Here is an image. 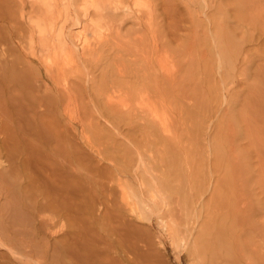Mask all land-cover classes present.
Listing matches in <instances>:
<instances>
[{
	"label": "bare ground",
	"instance_id": "6f19581e",
	"mask_svg": "<svg viewBox=\"0 0 264 264\" xmlns=\"http://www.w3.org/2000/svg\"><path fill=\"white\" fill-rule=\"evenodd\" d=\"M80 1H81V3L79 4V8H80L79 10L82 11L83 16L87 14L89 9L92 10L91 12L93 14H98V16H99L98 19H93V18L89 17L90 20L88 18L87 19L90 22L89 21H87V22H89V24H91V26L95 32V36L96 35L98 36V38L100 40V45H101V42L104 40L103 34L107 30H109L108 33H106V34L111 35L112 27H114L113 22H114L116 15L111 16V15L107 14V11L109 9L118 8L120 4L121 5H124V3L127 4V1L129 2V0H80ZM132 1H133L134 6L137 5L138 7H140L139 10L136 9L138 11L137 13H139V14H137L135 16L136 20H137L135 24L139 27V29L138 28L136 29V33H135L134 37L133 36H132L133 38L130 37L128 41H125L122 39V37L120 35V30L117 29L116 34H117L118 41H116V43L118 44V47H119L118 50L119 51L122 50V52L125 51V53H126V51H127L129 54L131 53L130 55L133 56V58L130 61H132V60L133 61L130 62V64H132V65L134 64L135 66H134V68L131 66L128 67V65L126 64L127 62H124L127 59L125 57L121 56L122 58H124L126 60L123 59V61H122L121 57H120L119 63L116 64V62H115V65H116L115 68L117 71V76L120 77L121 79L115 77V79H112L111 82L110 81L106 82L105 80H108V79H106V77L105 78H104V76L100 77V78H102V81H100V82H102V84L100 83L99 87H98V85H97V87H98L99 91L103 90V92L98 93V95L102 96L104 98L103 101H104V104L106 107V108L104 107V111L107 109L106 110L107 113H105V114L112 116V117L116 116V118L117 117L122 118L119 120H122L123 123H124V121H125V123L127 121L126 124H128V120L135 122L134 118H136L138 116H141V117L143 116L144 119H146V115H148L153 109H157L158 107L160 108V106L170 109L172 111V116H173L172 121H171L172 126H173V134L171 137L165 138L162 141L164 143V148L168 147V149L170 148L169 150H171L172 147L174 149V146L177 147V145H178L180 147L182 135H183V132H185L184 128L182 131L181 122L177 116V114L183 115V112H182V114L179 113V112H181L179 110L183 111V109H182V107L180 108L177 106H176L177 107L176 108L174 106L175 105L174 103H176V101L179 99V97L176 98V96H177L175 94L176 87L180 86L179 84L182 83L183 81L185 82L186 81L185 79L187 77L186 78L184 77V76H186V74L185 75H182L184 73L181 74V70H183V68H182L183 66L179 69L180 72L179 71H177L176 73L173 72V74L171 72H170L171 74H168V73L164 74L159 70V67L161 64V59H162V52L161 51L164 50L161 47V44H160L161 42H159L160 41L159 40L160 39V37H159L160 36L159 31L160 30L159 29L161 26L159 27V25H157L158 21L156 20V18H154L155 15L153 16V18L145 16L146 14H144L143 10L146 11L147 8H149V7L144 9L140 6L141 3L143 6L144 0H132ZM228 1H229V3H231L233 0H227V2ZM238 1H236V2H238ZM250 1H253V0H241L242 3H239V4L241 5L245 2H247V5L243 4L244 6H246V9H247V7H248V9H250L249 7H251L250 11L252 10L253 14L251 12L250 13L248 12L249 14H251V15H249V14L248 15L249 16L253 15V17H251L249 19L255 20V17H256L255 21L259 22L260 19L262 20V24H261V22H259L260 24L258 23V25H260L259 26L260 30L258 29L259 36L262 37V35L264 36V3L263 2L261 3L258 0L257 3H260V5L258 7L257 4L252 5V2H251L250 4L253 7H255V9H254L251 5L248 4V2H250ZM31 2H32L31 4L34 8V9L32 8L33 10L32 9L31 10L34 11L33 12L34 14L31 13V14L26 16V18L28 17V24L30 26L29 44H31V43L33 44V42H39L37 47L40 46L43 51L46 50V52H47L44 55L45 57L43 56L44 58H41V57L37 58V64L44 66L43 67L44 71L43 72L40 71V74H36L37 71H35V70H37V69L34 68L35 66H33V64L31 63V61L28 57L29 53H27V55L23 59V62L25 63V65H22L24 63H22L21 60H19L21 62L20 64L22 65V67L17 66L18 59H19L18 56L20 55L19 54L16 57V53L18 52V50H17V48H18V46H17V39H18L17 35H19V33L23 31V29H21L22 31L19 30L21 28V27H19V22L21 20H19V17H18L19 16L18 12L20 13V11H18V10H20V9H18L17 3H19V6H21L20 3H22L23 4L22 7L24 9L25 0H19V2L17 0H0V264H156V262H154L155 261V259H154L155 254L153 253V252H155V250L152 249V247L154 248V246H152L154 242L152 241L153 243L150 244L149 242H151V241L147 240L148 241L147 242L145 240V239H148L149 237L144 239V237L148 236V233H144V234H146L144 236L141 235V234H143V233H141L142 232L141 230H143V232L144 231L146 232V227L143 226L145 230L142 229L143 227L141 225V221L145 218V216H148V219H149V215H148L149 213L145 211L147 209L146 207H148L149 204H152L153 208L154 207L158 208V206H159L157 203L158 202L157 201L158 196L162 197L164 195L166 199L167 198L170 199V197L172 195L171 192L170 193L166 192L167 190H168V192L170 191L169 188L166 187L167 190H164L166 192L165 193L163 191V188H165V187H163L164 185L162 184L164 182H166V183H168V182L164 181V180H166V179H164V180H162L163 182L161 183L160 181H161V179H163V177L161 176L162 178L159 180L160 177H158V175H152L151 174L150 177L146 178L147 176H145V172H144L145 170L143 172H139L138 168L140 166L138 165V166L134 167V166H132L133 164L132 165H126V166H124V168H120V169L118 168L117 165H115L117 167V169L115 168L116 170L114 172L111 171V170H114V165H113L112 166L113 169H109L108 170L109 172H107L108 174H106L103 170L107 171V168H109L110 166H108L106 169H103L106 166L104 164H103L104 166H102V165H100V163L97 164L98 161L95 162V164H97L95 166L93 163V161H95V158H93V156H91L90 153L84 151L85 149L84 150L82 149V146H81L80 141H79L78 125L70 124L73 122V120L71 122L66 121L67 123L70 122L69 123L70 125L69 124L65 125L64 123L62 124L61 121H59V119H58L59 117L56 118L55 115L57 113L55 115H54V113L58 112V109H60V111H62L61 114L63 115V117L66 114L69 115L70 113H72V115L73 114L76 115V117H79V118L81 116L85 117V114L87 113V109H86L87 107L84 104L85 101H83V97H82L83 95L79 94V91L81 90V88H78L77 87L78 85H75V83L77 82V81L75 82V79H76L77 75L80 74L79 73L80 72V65H82V63L81 64L79 63V57L81 55L84 57V56H86L85 53H88V54H91L92 60L98 61V60H100L101 55L99 56V54H97V53H99L97 51L99 46L96 48V50H94L91 43H89L90 41H88V37H87V39L82 38V42H80L76 46H71L67 42V36H66L67 33L64 32L63 21L66 22V20L69 19L70 8H72L74 4L76 5L75 0H31ZM145 2H146V0H145ZM72 3H74V4L72 5ZM210 3L211 2H209V4ZM147 4H148V2H147ZM149 4H150V2H149ZM209 4H208V6H209ZM226 4H228V3H226ZM232 4H234V3H232ZM219 5H221V7H223L222 2ZM240 5L237 7H240ZM244 6H243V8L245 9ZM143 7H145V6H143ZM233 7L236 8L235 6H233ZM73 8H75L74 11L73 10H71V11H73V12L77 11L79 13V10L76 9V8H78V6L77 7L75 6ZM219 9H220V7H218V10ZM244 9H242V11H244ZM136 10L134 11L135 14H136ZM215 10H217V9H214V12H215ZM221 10H223V9L221 8ZM170 11H171V9H170ZM35 12L37 14H35ZM149 13H150V11H149ZM88 14L91 15V13H88ZM24 15H25L24 13H21V17ZM81 15L79 16V14L76 13V20H74L75 25H76V23H77V25L79 23L80 24L82 23V21H81L82 16ZM151 15H152V13H151ZM173 15H174V13H173ZM243 15H241V13L239 14L240 17ZM254 15H255V17H254ZM118 16L119 15H117V17ZM257 16H258L259 20H258ZM80 17H81V19H80ZM211 17H213V15H211ZM243 17H245V15ZM213 18H215V17H213ZM215 19L217 20L218 18H215ZM243 19H245V18H243ZM247 19H248V17H247ZM236 21H238V20L236 19ZM59 22L60 23L62 22L61 24H63L62 25L63 27L61 25L60 26L58 25ZM175 23H176V20H175ZM193 23H195V22H193ZM211 23H212V21H211ZM217 23H218V25L220 24L219 22H217ZM248 23H250V22L248 21ZM254 23H256V22H254ZM253 24H252V26L255 25V24L254 25ZM169 25H170V23H169ZM248 25H247V27H248ZM170 26H172V24ZM214 28H213V32H214ZM250 28H252V27H250ZM68 29H70V28H68ZM193 29H191V30H193ZM24 31H23V36H24V34L26 35V33ZM134 31H135V29L133 30V32ZM169 31H171V30H169ZM221 31H222V29H221ZM216 32H220V31L218 30ZM228 33L229 32H227L226 34H228ZM226 34H225V36L227 37ZM257 35H258V33H257ZM216 36H217V38L222 37V36L218 37L219 35H216ZM259 36H257V37H259ZM69 37H70V35H69ZM229 37H231V36L229 35ZM251 37H250V42H253L254 40ZM257 37L255 38L256 40H257ZM262 38L264 39V37H262ZM20 40H21V38H20ZM79 41H81V40H79ZM221 41H222V39H221ZM230 41H232V40H230ZM230 41H228V42H230ZM228 42H226V43H228ZM233 42H235V41H233ZM218 43H220V45H221L222 42H218ZM236 43H237V41H236ZM262 44H264V43H262ZM228 45H229V43H228ZM78 47L81 50L80 55H78V52H80L77 49ZM103 47H105V46H103ZM236 47H237V44H236L235 48ZM29 48H30V46H29ZM231 49H233V48H231ZM30 50L33 51L31 48H30ZM221 50H222V48H221ZM236 51L238 52L239 50L236 49L235 52ZM37 52L38 51H35V53L33 52L30 54L33 55V54H36ZM222 52H224V50ZM262 52H264V49L262 50ZM262 52H260V53L262 54ZM43 53H45V52H43ZM224 53H226V52H224ZM239 53H240V51H239ZM237 54H236V56L239 55V54L238 55ZM233 55H235V53ZM199 56H200V54H199ZM223 56H225V55L223 54ZM88 57H90V56H88ZM91 57H90V59H91ZM206 58H208V57L206 56ZM203 59H202V62H203ZM227 59L228 58L226 57V61H228ZM235 59H237V57ZM86 60L88 61L87 58H86ZM86 60L82 59L83 62ZM113 60L115 61V59H113ZM249 61L251 62V60H249ZM255 61H257V59ZM204 62H206V60ZM212 62H213V60H212ZM229 63L231 64V62L228 61V64ZM20 64H19V66H21ZM204 64L202 63V65H204ZM247 64H246V66H247ZM258 64H260V63H258ZM205 65H208V64H205ZM177 66L179 67V65H177ZM254 66H256V65H254ZM259 67H260V65H259ZM202 68H203L202 70L204 71V68H206V66L205 67L202 66ZM241 68H242V66L240 67V69ZM262 68H264L263 65H262ZM186 69H187V67H186ZM230 70H232V69H230ZM241 71H243V70L241 69ZM244 71H243V73H244ZM256 71H257V68H256ZM258 71H257V73H258ZM262 71L264 72V70H262ZM262 71L259 72V74H261ZM111 72L113 73V71H111ZM184 72H185V70H184ZM82 74H81V78L83 79ZM188 74H189V72H188ZM226 74H228L226 76L227 78L229 76L228 79H232V77H231V76H233V75H231L232 73L230 74L231 76L229 75V72ZM254 74H256V72ZM224 76H225V74H224ZM262 76H259V77H262ZM226 77L225 78L223 77V78L226 79ZM33 78H35V79H33ZM78 78H80V76ZM92 78H94V77H92ZM188 78H189V76H188ZM95 79H96V77H95ZM117 79H119V80H117ZM221 79H222V74H221ZM241 79H243V78H241ZM32 81H33V83H35V85L32 83ZM81 81L83 82V80H81ZM84 81H87V79ZM188 81L189 80L187 79V82ZM79 82L80 81H78L77 83H79ZM108 83H111V85H108ZM244 83H246V85L247 84L249 85V81L244 82ZM244 83H241V84H244ZM223 84L224 85L226 84L225 80H224ZM44 85L46 86L45 91L44 90H43L44 92L40 91L41 87ZM49 85H51V86H49ZM81 85H82V83H81ZM259 85H261V84H259ZM84 86H85V84H84ZM217 86H220V85L216 84V87ZM139 87L141 89H140V91H137ZM255 87L258 88V84H256ZM262 87H264V86H262ZM261 88L259 86V89H261ZM78 89H80V90H78ZM186 89H188V87ZM234 89H236V88H234ZM262 90L263 89H261V91ZM177 91L179 92V90H177ZM261 91L259 90V92H258L259 94L257 93L259 95V99H258V97H257V99L260 100L259 101L260 103L262 101V98L264 99V92H263L264 90L262 91L263 97L260 96ZM230 92H232V91H230ZM184 93L187 94V92H184ZM113 94H114V96L118 97L120 99V101L126 103L128 108L122 109V108H119L118 106L117 107L113 106L112 100H111L113 98L112 97ZM231 95H233V93ZM247 95H248V93H247ZM230 97L231 96L229 95V98ZM103 98H101V99H103ZM244 98L246 99L245 96H244ZM82 101H83V103H82ZM134 101H138L139 103H141V105L143 106V109H145L143 111L139 110L140 114L136 113L138 111V110H136L137 108L135 109L136 112L133 109L132 103ZM247 101L245 100V103ZM257 103H258V101H257ZM244 105H245V109H246V106H247V108L249 107L248 106L249 104H244ZM256 105H254L255 110L258 107V104H256ZM59 106L62 107V109L57 108ZM134 107H135V105H134ZM213 107H215V106H213ZM241 107L242 106L240 105V108ZM259 107L257 108L259 111L258 110L255 111L253 107L248 109V110H252L253 112L255 111L254 115L256 116V119H255L254 115H253L254 119L250 117L251 119H253V121L252 120L250 121L251 123L250 122L246 123L245 121L248 122L250 120V118H248V117L251 116L250 114H252V113L248 111L249 113L247 112L245 114V112H244V114L247 115V117H245L247 120H245L243 118L245 120L243 123H246L249 126L248 128L244 127V130L246 129L244 131L246 137H244V138L248 139V144H250L251 146L253 144L254 148H256L255 146H257L258 149L261 151V152L259 150L256 151L257 153L259 152L258 156L256 154L258 160L256 157H253V159L254 158L256 159L257 162H255L254 164H256V165L258 164V166H256V165H253V166H256L255 169H257V167L259 169L258 178H257V176H255V178L257 179L259 184H261L263 187L261 189V191L262 190L264 191V112H263L264 110L262 111V109L261 108L259 109ZM261 107L264 108V103H263V106H261ZM55 108L57 109V111H55ZM243 108H244V106L242 107V109ZM185 109H186V107L184 108V110ZM245 109H243L242 111H244ZM240 112L241 111H239V113ZM188 114H189V111H188ZM190 114H191V112H190ZM208 115H209V113H208ZM219 116H221V115L219 114ZM63 117H61L63 119L62 122H65ZM257 117L259 118V120L257 119ZM116 118L114 117V120H116ZM123 119H125V120H123ZM146 120L147 121L145 123L142 122L140 124V127H142V129H145V127L146 128L147 127L148 128L158 127L156 124L157 122L152 123L151 121H148V118ZM221 120H222V117H221ZM226 121H228V120H226ZM119 122L120 121H118V124H119ZM184 124H185V122H184ZM130 126H132V125H130ZM227 126H228V124H227ZM244 126H247V125H244ZM185 127H186V125H185ZM229 127H230V125H229ZM116 128H117V126H116ZM233 128H234V122H233ZM233 128L231 129V127H230V130L234 131ZM249 128H250V130H249ZM139 130H140V128H139ZM186 130H187V128H186ZM146 131H147V129H146ZM246 131H247V133H246ZM248 136L250 139L248 138ZM146 137H147V135H146ZM156 137H158V136H156ZM231 137H233V135ZM159 138H162V137H159ZM249 140H251L252 142ZM162 141L160 139L159 143H161ZM225 142H227V141L225 140ZM245 144H246V142H245ZM200 145H202V144H200ZM191 146H193V145H191ZM182 148L184 149V147H182ZM239 148H240V146L238 147V149ZM254 148H253V150L255 152V150H257V149H254ZM231 149H232V146L230 147L229 150H231ZM246 149L247 148H245V149L243 148L242 151H244ZM163 150L164 149H162L161 151H163ZM229 150H228V152H229ZM233 150H235V149L233 148ZM233 150H231V151H233ZM239 150H241V149H239ZM154 151H157L156 153H161L160 149H156ZM186 152H189V151H186ZM233 153H235V151ZM179 154H178V156H179ZM193 154H191V155H193ZM230 154L232 155V157H231L232 160L234 159V162H233L234 165L232 167H235V168L236 167L238 168V166L240 167L239 164H240L241 160H239V158L242 159L243 162L248 160V159L247 160L243 159L242 155L239 157V153L232 154V152H231ZM247 154H245V155L248 156ZM222 155H221V157H222ZM226 155L228 156L227 159H229V161H230L231 155H229L228 153ZM163 157H164V155H163ZM165 157H166V155H165ZM154 158L155 157H152V159H154ZM182 158L184 159V157H182ZM186 159H188L187 156H186ZM84 162H85V164H83ZM142 162H144L143 158L140 159V163H142ZM218 162H220V161H218ZM230 163L231 162H229V164L226 165V167L227 166L229 167ZM159 165H158V167H159ZM217 165L220 166V164H217ZM146 166H147V164H146ZM192 167H193V165H192ZM192 167H191V169H192ZM215 167H212V168H214L213 170L216 169ZM241 167H242V164H241ZM81 168L85 172H83L81 170ZM142 168L144 169V167H142ZM196 168H198V166H196ZM212 168H211V170H212ZM219 168L221 169L222 166L218 167V169ZM230 168H231V166L229 167V169ZM237 168L235 170H237ZM220 169H219L220 172L217 170L219 173H221V171L223 170V169L222 170H220ZM234 169H232V170H234ZM242 169H243V167H242ZM246 169L247 168H244V172ZM163 170L165 172L164 168L162 169V172H163ZM232 170L230 169L231 173L234 172ZM171 171L169 174H171ZM150 172H151V170H150ZM190 172H191L192 176H193V174L196 173L195 172L192 174L193 171H191V170H190ZM218 172H217V174L219 176L220 174ZM223 172L225 173V171H223ZM228 172H229V170H228ZM230 172H229L230 176H229V174H227L228 176H226L224 173L223 174L221 173V175H223V176L225 175L226 177H231V179L233 181L231 179H228V178H226V180H230L231 185H232V183L234 185L236 183L234 181H235L237 175L235 174L236 175L235 176L234 174H231ZM163 173H161V169H160V174H163ZM235 173H236V171H235ZM156 174H158V173L156 172ZM217 174L215 173V175H217ZM122 175L127 176L128 178L130 177V179H132L135 182L139 181V183L141 185V186L139 185L140 188L138 187V189L135 190L134 185H132V184L130 185L128 182L123 181L121 179L120 176H122ZM188 175H190V174H188ZM231 175H233V177ZM240 175H242V174H240ZM248 175H249V173H248ZM83 176H85V177H83ZM114 176H117V177L114 178ZM171 176H173V175H171ZM174 176L176 178V175H174ZM192 176H191V178H193ZM196 176H195V178H196ZM171 178L169 176L168 179H171ZM216 178H217V176H216ZM218 178H220V177H218ZM222 178H220L221 181L223 183H224V181L226 182V180H224L225 178L223 179L224 181L222 180ZM255 178H254V181H256ZM114 179H116V181ZM188 179H190V178H188ZM220 179H217V180L215 178L213 179V180H216V182L213 181L211 184V186H212L213 183L215 182L214 183V189L212 186L213 190H211V192H210L212 194L209 198V202L207 203V201H208L207 200L206 205H204V206H208V207H206L207 210H204V211H206V214L204 216H202V218L200 220V223H199L200 230L198 232L196 231L195 232L196 234L194 233L195 237L194 238L192 237L193 240H191L189 238L191 240V242H189V245H190L189 248L187 247L188 253L190 252L188 255H191L190 257H192L193 264H220V263L223 264L222 261L227 256L226 254H228V252L234 251L235 253L233 252V254H236V252L240 254V252L236 251V250H238L240 248L239 244L241 242L243 246L241 244L240 245H241V248H244L243 251L244 250L246 251L248 249V252H250V253H248L246 251L247 254H250L249 255L250 256V262L248 260L249 264L250 263L251 264H264V227H262L264 225H261V228H258V226L254 227L253 226V224H255L254 220L249 221V219H248L249 217L252 218L255 215V214L253 215L252 213L254 211H256V209H258V208L254 209L253 207H249V208H252L253 211H251V213H250L249 211L251 209L248 210V212L251 215H247L248 218L247 219L244 218V221L245 220L249 221L250 224H249V226H246V229H243V228L241 229L240 226L242 224L239 225V223L236 222L238 220L236 218L239 217V215H240L239 213L241 212L240 210H238L239 213H236V210H237L236 208L240 207L239 205L238 206H236L237 204L235 205V207H236L235 208L236 210L234 209L235 212H233V210H231V211L229 210V209L234 208V207H228L231 205L226 206V208H229V209H227V211L229 210L228 213H225L226 211H222L223 208L224 209H226V208L221 207V206H223L221 204L223 197H221V196H224V195L220 196L221 192L219 193V191H221V188H223L224 186L223 187L219 186L222 183L220 181ZM83 180H84V182L86 181L85 185H87V187L83 186L84 185V183H82ZM198 180H200V179H198ZM175 181H176V179H175ZM241 181H242V178H241ZM150 182L152 183V188L148 187V190H147L145 187H143V186H145V184H146V186L149 185ZM192 182H193V180L190 181L191 184H192ZM219 182H221V183H219ZM166 183H165V185H166ZM170 183H171V181H170ZM172 183H174V182H172ZM185 183H184V185H185ZM228 183H229V181L226 182V184H228ZM243 183L244 182H242V184ZM179 184L180 183H178V185ZM192 185H193V187L190 186L191 190H193V188L195 186H197L196 182H195V185H194V183ZM201 185L202 184L200 183L198 185L197 189L195 187L193 193L190 192L191 197H194L196 199V198L200 197V195L201 196L203 195L202 193L205 192V190L204 191L202 190V192L200 191V188L202 187ZM223 185H225V184H223ZM199 186H201V187L199 188ZM221 186H222V184H221ZM187 187H189V186H187ZM249 187H250V185H249ZM181 188H182V186H181ZM226 188H228V187H226ZM235 188L236 187H233V189H235ZM237 189H239V188H237ZM217 190H218V192H217ZM147 191L149 192L148 193L149 196L145 197V195H146L145 193ZM222 191H223V189H222ZM232 191L234 192V191H236V189L232 190ZM245 191H246V189L242 191L243 194H245L244 196H246V194H247L246 192L249 190L247 189V191L246 192ZM229 192H230V194L232 193V195L234 194L231 191H229ZM242 192H240V193H242ZM235 193H237V192H235ZM250 193H248V194H250ZM165 194L168 195V197ZM224 194H226V193H224ZM260 194H261V192H260ZM260 194H258V195H260ZM219 196L221 197V201L219 199L220 198ZM233 196H234L233 198L238 197V196L235 197V194ZM227 197H226V199H227ZM161 199H163V198H161ZM198 200H199V198H198ZM249 200H252V199H249ZM223 201H225V200H223ZM227 201H229V200L227 199ZM236 201L237 200L234 201L233 206L236 203ZM189 202H191V199L189 200ZM204 203H205V201H204ZM251 203H253V202H251ZM160 204H163V203H160ZM200 204H202V203H200ZM223 204H224V202H223ZM182 205H184V203ZM187 205L189 206L190 204H187ZM246 205L249 206L248 203ZM160 206L162 207V205H160ZM149 207H151V206H149ZM183 207H185L186 210L188 209V211H189V208L186 207V204ZM155 208L153 210V211H155V213L160 210L158 208L159 210L156 211L157 209L155 210ZM169 210H170V208H169ZM172 210H173V208H172ZM190 210H192V209H190ZM151 211L149 209V212H151ZM164 211L167 212L166 209ZM198 211H199V209H198ZM159 212H158V214H160ZM169 212H167V213H169ZM155 213H154V216H157V214H155ZM163 213H164V215L166 214L165 212H163ZM163 213L161 214V216L163 215ZM150 214L153 215L152 213H150ZM233 214H235V215L238 214L237 216L234 215L236 217L235 219L233 218L234 221L236 220L235 223H234V221H232L233 222L232 225L233 224L239 225V226L236 225L235 228H234V226L232 227V225H230L231 224L230 219H232L231 216L234 217ZM187 215H188V213L185 216H187ZM196 215L200 216L199 212ZM158 216L160 217V215H158ZM243 217L241 215L239 217V218H241L240 220L243 221ZM145 219L148 220L147 218H145ZM183 219H185V218H183ZM195 220L198 221L197 219H195ZM251 222H252V226H251ZM179 224H178V226H179ZM244 224L245 223H243V225ZM246 224H248V223H246ZM257 224H258V222H257ZM261 224H262V222H261ZM178 226H174V224H173L172 228H170L173 231V236H170V237H172L171 243H173V244H174V242L177 243V241H178L177 237H179V234L181 231L180 228H182V227H178ZM236 227H238V228H236ZM240 230H241V232L239 235V232L237 234L236 231H240ZM181 232H184V230ZM170 233H171V231H170ZM242 234H244L245 236ZM239 236H241L243 239ZM238 237L241 238V239H239V241L240 240H242V241L239 242L237 239ZM189 239H188V241H189ZM237 242H239V243L237 244ZM237 246H239V248ZM152 250H153V252H152ZM241 253L244 254L245 252L243 253L241 251ZM246 253L244 254V256L246 255ZM230 254H232V253L228 254V257L231 258L230 261L232 259H236L239 256V255L233 256V254H232V256L234 257V258H232V256ZM153 256H154V258H153ZM244 256L241 255L239 257L243 258ZM228 257H226V258L228 259ZM226 258H225V260H227ZM238 258H237V261H238ZM246 258H247V256H246ZM252 258H253V260H256V262H254L252 260ZM227 261L229 262L228 264H230L229 259ZM223 262L225 263L226 261H223ZM232 262L235 263L233 260H232ZM252 262H254V263H252ZM237 263H239V262H237ZM248 263L246 262V264H248Z\"/></svg>",
	"mask_w": 264,
	"mask_h": 264
},
{
	"label": "rangeland",
	"instance_id": "374dc122",
	"mask_svg": "<svg viewBox=\"0 0 264 264\" xmlns=\"http://www.w3.org/2000/svg\"><path fill=\"white\" fill-rule=\"evenodd\" d=\"M17 1L19 2V0H17ZM75 1H76V5L74 4L75 2L72 3V5L74 4L76 7L78 6V8H76V9L79 10L80 9L79 8V4L81 3V1L80 0H75ZM131 1L129 0V2L127 1V4H125V3H124V5L120 4L118 8L109 9L107 11V14H109L111 16L112 15H116V17H117V15H119V16L117 18L115 17V19H114V22H113L114 23L113 24L114 27H112L111 35H107L106 34V33H108L109 30H107L103 34L104 35V40L101 42V45H100V40H99L98 36L97 35L95 36L94 30H93L91 24H89V22H90L89 21L90 20L89 17H91L93 19H98L99 18L98 14H93L91 12L92 11L91 9H89L88 12H87V14L91 13V15H89V14L87 15L86 14V15L83 16L81 10H79V13L77 11L73 12L74 9H75V8H73V7H75L73 5V7L70 8V17H69V19L70 18L71 19L70 20L69 19L66 20V22L63 21L64 27L62 26L63 24H61L62 22L61 23L59 22L58 25L59 26L61 25L63 27V29H64V32L67 33V35H66L67 36V42L71 46L78 45L80 42H82V38L83 39L84 38L87 39V37H88V41H90L89 43H91V45L93 46L94 50H96V48L99 46L100 49L99 48H98L99 50L97 49V51L99 52L97 54H99V56L101 55V57H100V60H98V61L92 60L91 54H88V53H85V55L86 56L87 55L90 56L91 59L88 56L87 57L84 56L85 57L84 58L81 55L79 57V63L80 64L82 63V65H80V72H79L80 74L77 75V77L75 79V82L76 81L77 82L80 81V82L79 83L76 82L77 84L75 83V85H78L77 87L81 88V90L80 89H78V90H80L79 94L83 95L82 96L83 97V101H85L84 104L87 107L86 108L84 106L87 109V113H86L87 115L85 114V117L81 116L79 118V117H76V115H74V114L72 115V113H70L71 115L68 113L69 115L66 114L63 117V115L61 114L62 111H60V109H58V112H55L54 115L57 113L55 116H56V118L59 117L58 119H59V121H61L62 124L64 123L65 125H67L73 120V122L70 123V124L78 125L79 141H80V144L82 146V149L83 150L85 149L84 151L90 153V155L93 156V158H95V161H93L95 166L97 164H99V163L102 166H104V165L106 166L103 169H106L108 166H110L109 168H107V171L103 170L106 174H108L107 172H109L108 171L109 169H113V167H112L113 165H114V170H111V171L114 172L117 169V167L115 165H117L118 168L120 169V168H124V166H126V165H132L133 164L132 166H134V167H136L138 165L141 167V168L140 167L138 168L139 172H143L145 170L144 172H145V176H147L146 178L150 177L151 174H152V175H158V177H160L159 180L163 177V179H161V181H160L161 183L163 182L162 180L166 179L164 181H167L168 183H166V182L162 183L164 185V186L163 185L162 186L165 187V188H163V191L167 190L166 187H168L170 191L168 192V190H167L166 192L167 193L171 192L172 195H171L170 199L169 198L166 199L164 195L162 197L158 196V199H157L158 202L157 203L159 205L158 208L161 211L163 209L164 210L166 209L167 212H169V211L170 212L167 213L164 210L161 212L158 208L154 207L155 210L157 209L156 211H158V210L160 211V212L158 211L160 214H158V212L155 213V211H153L154 208H153L152 204H149L148 207H146L147 209L145 208L146 209L145 211L149 213V214L147 213L149 215V219H148V216H145V218H147L148 220H146L144 218L141 221L142 227L143 226L146 227V232L145 231L143 232V230H141L142 231L141 233H143L141 235L144 236V235H146L144 233H148V236L144 237V239L149 237L148 239H145V240L146 241L147 240L151 241V242H149L150 244L154 242L153 245H152V246H154V248L152 247V249H154L155 252H153V250H152V252L155 254V258H154V256H153V258L155 259L154 262H156V264H193L192 257H190L191 255H188L190 252L188 253V251H187L189 246H190L189 242H191V240H193V238L195 237L194 233L196 231L198 232L200 230V227H199L200 220H201L202 216H204L206 214V211H204V210H207L206 207H208V206H204V205H206V201L207 200H208L207 203L209 202V198H210V196L212 194L210 192H211V190L214 189V183L216 182L217 179H220L222 177H223L222 180L224 178H225L224 180H226V178L231 179V177H226V176H228L227 174H229L230 169L232 170V169L235 168V167H232L234 165L233 164L234 159L232 160V158H231L232 157V155L230 154L231 152H232V154L239 153V157L242 155L243 159H245V160L248 159V160L243 162V160L239 158V160H241V162H242L241 163L239 161L240 162V164H239L240 167L239 166H238V168L236 167L237 170H235L236 168L234 170H232V171H234L233 173L230 172L231 174H234V175L236 174L237 175V177H236V179L234 181V182H236L235 183L236 185L235 184L233 185V183L231 185V181L230 180H226V182L229 181V183H228L229 185H228V184H226V182L224 180H223L224 181V183H223L221 181V179H220V181L222 183L221 182H219V183H221L222 186H221V184L219 186L220 187L224 186L223 188H221V191H219V193L221 192L220 196L224 195V196H221V197H223L222 202H221V204L223 206H221V207H225L226 208V206H228V205H231V206H228V207H234L232 209H229V208L224 209L223 208L222 211H226L225 213H228L229 210L230 211L233 210V212H235L236 209H237L236 213H239L238 210H240L241 212L243 211L242 213L241 212L239 213L240 214L239 217L241 215H242V217L244 216L243 217V221L240 220L241 218H239V217L236 218L235 217L238 214L237 215L233 214V216L234 215L235 216L234 217L231 216L232 219L229 218L230 221H231L230 225H232V223H233L232 221H234L235 218L238 219L237 221L236 220L235 221L237 223H239V225L240 224L243 225V223H245L243 226L241 225L242 227L240 226L241 229L242 228L246 229V226H249V224H250L249 223L250 220H252V221L254 220V223H255V224H253L254 227L258 226V228H261V225H264V193H263L264 191L263 190H262L263 192L261 191V189L263 187H262L261 184H259V182L255 178V176H257V178H258L259 169H258V167H257L258 170L255 169L256 166H258V164L257 165L254 164L257 161H256L255 158L253 159V157L257 158L259 152L257 153L256 151H258L259 149H258L257 146H255L256 148H254L253 144H252V146L250 144H248V139L244 138V137H246V135L244 133V131L246 129L244 130V127L245 128L249 127L248 124H246V123H249L251 120L253 121V119H254L253 115L255 114L254 112L258 110L257 108L261 104H262L261 106H263V103H264V99L262 98L263 97L262 95H263V92H264L263 91L264 87H262V86H264V77H263L264 76V72L262 71V70H264V68H262V65L264 67V64H263L264 63V61H263L264 60V52H262V50L264 49L263 48L264 44H262V43H264V39L262 37H264V36L263 35H262V37L259 36V31H258V29L260 30V28H259L260 25H258V23L261 22V24H262V20L260 19L259 22L255 21L256 20L255 15H254L255 20L249 19V18L253 17V15L249 16V15H251L249 13L250 12L252 13V10L250 11L251 7H249L250 9H248V7H247L248 10L246 9V6H244V5H247V2H245L246 4L243 3L244 5L241 4L242 5L241 6L239 4V3H242L241 0H239V1L238 0H233L232 2L230 1L231 3H229V1L227 2V0H211V1L210 0H164L165 2L163 0H154V1L153 0H146V2H145V0H144L143 1L144 2L143 6H145V7H143L142 3H141L140 6L142 8L146 9L147 7H149V8H147L146 11L143 10L144 14H146L145 16L153 18V16L155 15L154 18H156V20L158 21L157 22L155 20L158 23L157 25H159V27L161 26L160 29L158 28L160 30L159 31V35H160L159 36L160 37L159 40L160 41L159 42H161L160 43L161 47L164 50L161 49L162 50L161 51L162 52V59H161V64H160L159 70L162 73H164V74H167V73L168 74H171V73L173 74V72L176 73L183 66L182 67L183 70H181V74L184 73L182 75L186 74V76H184V77L185 78L187 77L185 79L186 81L185 82L183 81L184 83L182 82V83L179 84L180 86L176 87L175 94L177 96L176 95L175 96H176V98L179 97V99L177 100L178 102L176 101V103H174L175 107L176 106L180 107V108L182 107V109H183V111L179 110V111H181L179 113L182 114V112H183V115L177 114V116L180 119L182 131H183V128H184L185 129L184 131L186 133L183 132L182 139H181V142H180V147L181 148L177 145V147L174 146V149L172 147L171 150H169L170 148L168 149V147L164 148V143H163L162 140L165 139V138L171 137L172 134H173V126H172V122H171L173 116H172V111L170 109L162 107V106H160V108L158 107L157 109H153L148 115H146V119L148 118V121H151L152 123H156L157 122L156 124H157L158 127H151V128H148V127L146 128L145 127V129H142V127H140V124L142 122L145 123L147 121L146 119H144L143 116H142L143 118L141 116H138V117L134 118L135 122L128 120V124H126L127 121H126V123H125V121L123 123L122 120H119V119H122V118H119V117L116 118V116L113 115L116 118V120H114V117L105 114V113H107L106 112L107 109L104 111V107H105V104H104V101H103L104 98L102 96L98 95V93L103 92V90L102 91L98 90L99 84L100 83L102 84V82H100V81H102V78H100V77H103V76H104V78L106 77V79H108V80H105L103 78L106 82L107 81L111 82L112 79H115V77L121 79L120 77L117 76V71H116V68H115L116 67L115 62H116V64L119 63V60H120L121 56L125 57L127 59L126 60V59L121 57L122 61H123V59L126 60L124 62H127L126 64L128 65V67L131 66V67L134 68V66H135L134 64L133 65L130 64V62L133 61V60L130 61L133 58V56L130 55L131 53L129 54L127 51L125 53V51L122 52V50L119 51L118 50V48H119L118 44L116 43V41H118L117 34H116V30L117 29L120 30V35H121L122 39L125 40V41H128L129 38L132 37V36L134 37V35L136 33V29L137 28L139 29V27L135 24L136 21H137L135 16L137 14H139V13H137L138 11L136 9L139 10L140 7H138L137 5L134 6L133 5V1L132 2ZM236 1H238V2H236ZM259 1L261 3L262 2L264 3V0H259ZM147 2H148V4H147ZM149 2H150V4H149ZM209 2H211V3L209 4ZM221 2H222V6L223 7H221V5H219ZM251 2H252V5L257 4L258 7L260 5V3H257L258 0L250 1V2H248V4L251 5L250 4ZM31 3H32L31 0H25L24 9L22 7L23 6L22 3H20L21 6H19V3H17L18 9H20V10H18V11H20V13L18 12V15H19L18 17H19V20H21L19 22V27H21L19 30H21V29H23V31L25 30L24 32L27 35L26 36L24 34V36H25L24 37L22 30H21L22 32H20L19 35H17V37H18V39H17V46H18L17 50H18V52L16 53V57H17V55L20 54L18 56L19 59H18L17 66L18 67H22V65H25V63L23 62V59L25 58L27 53H29L28 57H29L31 63L33 64V66H35L34 68L37 69V70H35V71H37L36 74H40V71H42V72L44 71V68H43L44 66L40 65V64H37V58L38 57L39 58L40 57L44 58L45 57L44 55L47 52H46V50L43 51L40 46L37 47L39 42H33V44L32 43L29 44V40H30V26L28 24V17L26 18V16L34 12V11H32L34 8H33ZM226 3H228V4H226ZM232 3H234V4H232ZM237 3L240 5L241 8L237 7V6H239ZM208 4H209V6H208ZM233 6H235L238 10L236 8H234ZM243 6L245 7L246 10L243 8ZM218 7H220L219 10H218ZM221 8L223 10H221ZM253 8L255 9V7H253ZM170 9H171V11H170ZM214 9H217V10H215V12H214ZM242 9H244V11H242ZM71 10H73V11H71ZM135 10H136V14L134 12ZM149 11H150V13H149ZM36 12H35V14L38 13V12L37 13ZM21 13H24L25 15L21 17ZM76 13L79 14V16L82 14L81 15L82 19L80 17L82 23L81 24L79 23L80 25L79 24L77 25V23L75 25V23H74L75 22L74 20H76ZM151 13H152V15H151ZM173 13H174V15H173ZM240 13H241V15L244 14L245 17H243L244 16L243 15V16H241L242 17L241 18L239 16ZM211 15H213V17L218 18V19L216 20L215 18L211 17ZM247 17H248V19H247ZM243 18H245V19H243ZM257 18H258V16H257ZM236 19L238 21H236ZM175 20H176V23H175ZM258 20H259V18H258ZM87 21H89V22H87ZM211 21H212V23H211ZM248 21L250 23H248ZM193 22H195V23H193ZM217 22H219L220 24L218 25ZM254 22H256V23H254ZM169 23H170V25L172 24L173 27L170 26ZM252 24L254 26H252ZM247 25H248V27H247ZM250 27H252V28H250ZM68 28H70V29H68ZM213 28H214V32L216 34L213 32ZM134 29H135V31L133 32ZM191 29H193V30H191ZM221 29H222V31H221ZM169 30H171V31H169ZM218 30L220 32H216ZM227 32H229L230 34L229 33L226 34ZM257 33H258V35H257ZM225 34L227 35V37L225 36ZM69 35H70V37H69ZM216 35H219L218 37H221V36L222 37L221 38H217ZM229 35L232 38L229 37ZM249 36L250 37L252 36L251 38H253V40H254L253 42H250V37ZM257 36H259V37H257ZM256 37H257V40L255 39ZM20 38H21V40H20ZM221 39H222V41H221ZM229 39L232 40V41H230ZM79 40H81V41H79ZM217 41L218 42H222L221 45ZM228 41H230L231 43L228 42ZM233 41H235V42H233ZM236 41H237V43H236ZM226 42H228L229 45ZM236 44H237V47L235 48ZM29 46H30V48L33 51L30 50ZM103 46H105V47H103ZM221 48H222V50H221ZM231 48H233V49H231ZM77 49H78V51H80V52H78V55H80L81 50L79 49V47ZM236 49L239 50L240 53H239V51L235 52ZM223 50L226 53L222 52ZM35 51H38V52L36 54H33V55L30 54V53H33V52L35 53ZM43 52H45V53H43ZM260 52H262V54ZM234 53H235V55H233ZM199 54H200V56H199ZM223 54L225 56H223ZM236 54L238 56H236ZM206 56L208 58H206ZM226 57L228 58L227 60L229 62H231V64L230 63L228 64V61H226ZM236 57H237L238 60L235 59ZM81 58L84 59V60H86V58H87L88 61L86 60V61H84L85 62L84 63ZM113 59H115V61ZM202 59H203V62H202ZM256 59H257V61H255ZM19 60H21V62L24 63V64L21 65L20 64L21 62ZM205 60H206V62H204ZM212 60H213V62H212ZM249 60H251V62ZM257 62L260 63V64H258ZM202 63L203 64L204 63L208 64V65H205V64L202 65ZM19 64L21 66H19ZM246 64H247V66H246ZM177 65H179V67ZM254 65H256V66H254ZM259 65H260L261 68L259 67ZM202 66L203 67L206 66V68H204V71L202 70L203 69ZM241 66H242L241 69L243 71L245 70L244 73L240 69ZM186 67H187V69H186ZM256 68H257V71L259 70L258 73L256 71ZM230 69H232L233 71L230 70ZM184 70H185V72H184ZM111 71H113V73ZM227 71L229 72V75L232 73L231 75H233V76L230 75L232 77V79H228L229 76H228V78L226 77L228 75V74H226V73H228ZM261 71H262L263 74L262 73L259 74V72H261ZM188 72H189V74H188ZM255 72H256L257 75L254 74ZM81 74H82L83 79L81 78ZM221 74H222V79H221ZM224 74H225V76H224ZM79 76H80V78H78ZM188 76H189V78H188ZM259 76H262L263 78L259 77ZM92 77H94V78H92ZM95 77H96V79H95ZM223 77L224 78L226 77V79H224ZM241 78H243L244 80L241 79ZM33 79H35V78H33ZM80 79L83 80V82ZM86 79H87V81H84ZM119 79H117V80H119ZM187 79L189 80L188 82H187ZM223 79L226 82L225 85L223 84V82H224ZM248 81H249V85L248 84L246 85V83H244V82H248ZM32 83H33V81H32ZM81 83H82V85H81ZM83 83L85 84V86H84ZM241 83H244V84H241ZM33 84L35 85V83H33ZM216 84L217 85L219 84L220 86L216 87ZM256 84H258V88L255 87ZM259 84H261V85H259ZM97 85H98V87H97ZM108 85H111V83H108ZM49 86H51V85H49ZM259 86H260V88L262 87L261 89H263L262 90L263 92L261 91V89H259ZM187 87H188V89H186ZM234 88H236V89H234ZM45 89H46V86L44 85V86L41 87L40 91H43V90L45 91ZM140 89L141 88L139 87L137 91H140ZM177 90H179V92ZM259 90L261 91L260 96H262L261 97L262 98L261 103L259 102L260 100H258L259 99V95H258L259 94L258 93ZM230 91H232V92H230ZM184 92H187V94L184 93ZM232 93H233V95H231ZM247 93H248V95H247ZM229 95L231 96L230 98H229ZM244 96L246 97V99L244 98ZM100 97L103 98V99H101ZM112 97L113 98L111 100H112V105L113 106H116V107L118 106L119 108H122V109H127L128 108L127 104L122 102V101H120V99L118 97L114 96V94L112 95ZM257 97H258V99H257ZM244 99L246 101L247 100L248 101L245 103ZM83 101H82V103H83ZM257 101H258V103H257ZM132 104H133L132 106H133L134 111L136 112V110H138L136 112L138 114H140L139 112L141 110L142 111L145 110V109H143V106L141 105V103H139L138 101H134ZM244 104H249L248 105L249 107L247 108V106H246V109H245V105ZM256 104H258V107L255 110L254 105H256ZM134 105H135V107H134ZM240 105L242 107L244 106V108H243V109H245L244 111H242L243 109H242V107L240 108ZM213 106H215V107H213ZM261 106L259 107V109L261 108L262 111H263L264 108L261 107ZM185 107H186L187 110L186 109L184 110ZM251 107L254 108V110H255L254 112L252 110H248ZM57 108H61L62 109V107H60V106L57 107ZM55 111H57L56 108H55ZM188 111H189V114H188ZM239 111H241V112L239 113ZM248 111L252 113V114H250L251 116H249L248 118L251 117L253 119L250 118V120L248 119L249 121L247 122V121H245V120H247L245 118V117H247V115H245V114ZM190 112H191V114H190ZM244 112H245V114H244ZM208 113H209V115H208ZM219 114L221 116H219ZM61 117L64 118L65 122L66 121H70V122L69 123L62 122L63 119ZM221 117H222V120H221ZM225 119L228 120V121H226ZM255 119H256V116H255ZM257 119L259 120L258 117H257ZM117 120L120 121L119 124H118ZM123 120H125V119H123ZM182 120L185 122V124H184V122ZM244 121L246 123H243ZM233 122H234V128H233ZM227 124H228V126H227ZM130 125H132V126H130ZM185 125H186V127H185ZM229 125H230L231 129L232 128L234 129V131L230 130ZM244 125H247V126H244ZM116 126H117V128H116ZM139 128H140V130H139ZM186 128H187V130H186ZM146 129H147V131H146ZM249 130H250V128H249ZM132 132L133 133L135 132V133L133 134ZM246 133H247V131H246ZM146 135H147V137H146ZM232 135H233V137H231ZM156 136H158V137H156ZM159 137H162V138H159ZM248 138H249V136H248ZM160 139L162 141L161 143H159ZM225 140L227 142H225ZM249 141H251V140H249ZM245 142H246V144H245ZM200 144H202V145H200ZM191 145H193V146H191ZM231 146H232L231 150H233V148L235 150H233V151L229 150ZM239 146H240L239 149H241V150L238 149ZM182 147H184V149ZM252 147L254 149H257V150H255V152H254ZM243 148L244 149L247 148L248 150L246 149L247 151L246 150L242 151ZM156 149H160V151L162 149H164V150L161 151V153H156L157 151H154ZM227 149L229 150V152H228ZM186 151H189V152H186ZM234 151H235V153H233ZM227 153L229 155H231L230 156V161H229V159H227L228 158V156L226 155ZM178 154H179V156H178ZM191 154H193V155H191ZM245 154H247L248 156H246ZM256 154H257V156H256ZM163 155H164V157H163ZM165 155H166V157H165ZM221 155H222V157H221ZM181 156L184 157V159ZM186 156H187L188 159H186ZM152 157H155V158L152 159ZM141 158H143V160H144V162H142V163H140V159ZM257 160H258V158H257ZM97 161H98V163L95 164V162H97ZM218 161H220V162H218ZM215 162L217 164H220V166H222V168L221 169L219 168V169L220 170L223 169L221 171V173L223 174L224 173L223 171H225L224 174L226 176L225 175L223 176V175H221V173H219L220 171H219L218 167H220V166L217 165ZM229 162L232 163V164L230 163V165H229V167L231 166L230 169H229L228 166L226 167V165H228ZM83 164H85V162ZM146 164H147V166H146ZM241 164H242L243 169L241 167ZM158 165H159V167H158ZM192 165H193V167H192ZM253 165H256V166H253ZM196 166H198V168H196ZM250 166L251 167L253 166V167L251 168ZM142 167H144V169ZM148 167L149 168L151 167V168L149 169ZM191 167H192V169H191ZM212 167H215L216 171L213 170L214 168H212ZM163 168L165 169V172L163 170L164 173L162 172ZM211 168H212V170H211ZM244 168H247L245 170V172H244ZM160 169H161V173H163V174H160ZM227 169L229 170V172H228ZM81 170H82V168H81ZM150 170H151V172H150ZM154 170L158 174H156V172ZM190 170L193 171L192 174L195 173V172L196 173L193 174V176H192ZM82 171L85 172L84 170H82ZM170 171H171V174H169ZM235 171H236V173H235ZM217 172L221 176L220 175L218 176ZM215 173L217 175H215ZM248 173H249V175H248ZM188 174H190V175H188ZM240 174H242V175H240ZM171 175H173V176H171ZM174 175H176V178H175ZM169 176H170V178L171 177L172 178L168 179ZM191 176L193 178H191ZM195 176H196V178H195ZM216 176H217V178H216ZM229 176H230V174H229ZM231 176L233 177V175H231ZM83 177H85V176H83ZM115 177H117V176H114V178ZM120 177H121V179L123 181L128 182L130 185L131 184L134 185L135 190L138 189V187L140 188V186H141L139 181L135 182L132 179H130V177L128 178L127 176H123V175L120 176ZM218 177H220V178H218ZM188 178H190V179H188ZM214 178L216 180H213ZM241 178H242V181H241ZM254 178H255L256 181H254ZM116 179H114V180L116 181ZM175 179H176V181H175ZM198 179H200V180H198ZM191 180H193L192 184L194 183V185H195V182H196V185H197V186H195L196 189H197L198 185L201 183L202 187L199 186V188L201 187L202 189L200 188V191L202 192V190L203 191L205 190V192L202 193L203 195L202 196L200 195V197H198L199 200H198V198L195 199L194 197H191V193L190 192L193 193L194 189H195V187H194L193 190H191V187H193V185L190 183ZM170 181H171V183H170ZM213 181H215V182L212 185L213 186V189H212L211 184H212ZM172 182H174V183H172ZM242 182H244V183L242 184ZM82 183H84V185L82 184L84 187H87V185H85L86 181L84 182V180H83ZM165 183H166L167 186L165 185ZM178 183H180V184L178 185ZM184 183H185V185H184ZM223 184H225L226 186L223 185ZM248 184L250 185V187H249ZM181 186H182V188H181ZM187 186H189V187H187ZM232 186L236 187L235 188L236 191H234V192L232 191V190H235V189H233ZM143 187H145L148 190V187L152 188V183L150 182V184L147 185V186L145 184V186H143ZM226 187H228V188H226ZM237 188H239V189H237ZM244 188L246 189V191H247V189L249 190L247 192L245 191L247 193L246 196H244L245 194H243V192H242L243 190H245ZM222 189H223V191H222ZM218 190H217V192H218ZM229 191L233 192L235 194V197L236 196H238V197L240 196L241 198L240 197L239 198L236 197L237 199L233 198L234 194L233 195H232V193L230 194ZM259 191L261 192V194H260ZM235 192H237V193H235ZM240 192H242V193H240ZM148 193H149L148 191L145 193L146 194L145 197L149 196ZM224 193H226L227 195L224 194ZM248 193H250V194H248ZM257 193L260 194V195H258ZM166 196L168 197V195H166ZM221 197L219 198L220 201H221ZM226 197H227V199L229 201H227ZM161 198H163V199H161ZM190 199H191V202H189ZM234 199L237 200V201H236V203L233 206V203L235 201ZM249 199H252V200H249ZM223 200H225V201H223ZM204 201H205V203H204ZM223 202H224V204H223ZM251 202H253V203H251ZM160 203H163V204H160ZM183 203H184V205H182ZM200 203H202V204H200ZM247 203L249 204V206L246 205ZM185 204H186V207L189 208V211H188V209L186 210V208L183 207V206H185ZM187 204H190V205L188 206ZM160 205H162V207L164 205L165 206L162 208ZM235 205L236 206L239 205L241 208L240 207L236 208ZM149 206H151V207H149ZM249 207H253L254 209L258 208V209H256L257 212L254 211L252 213L253 215L255 214L254 216L252 215L253 216L252 218L251 217L248 218V216H247V215H251L250 213H251V211H253V209L249 208ZM169 208H170V210H169ZM172 208H173V210H172ZM149 209H150V211L151 210L152 211L149 212ZM190 209H192V210H190ZM198 209H199V211H198ZM227 209H229V210L227 211ZM249 209H251L249 211L250 213L248 212ZM153 212L155 214H157V216L160 215V217L158 216L159 217L158 218L157 216H154ZM163 212H165L166 214L164 215ZM198 212H199L200 216L196 215V214H198ZM150 213H152L153 215H151ZM162 213H163V215L161 216ZM187 213H188V215L185 216ZM183 218H185V219H183ZM244 218H246V219L248 218L249 221H246V220L244 221ZM195 219H197L199 222L196 221ZM235 221H234V223H235ZM260 221L262 222V224H261ZM257 222H258V224H257ZM172 223L174 224V226H178V224L180 223L178 227H182V228H180L181 231L184 230V232L180 231L181 235L179 234V237H177V240H178L177 243L178 244L176 242H174L175 245L173 243H171V238L172 237H170V236H173V231L170 229L173 226ZM246 223H248V224H246ZM236 225L239 226L238 224H233L232 227L234 226V228H235ZM251 226H252V222H251ZM144 227L142 229H144ZM262 227H264V226H262ZM236 228H238V227H236ZM169 230L171 231V233H170ZM238 232H239V235H240L241 230L240 231H236L237 234H238ZM242 235H244V234H242ZM239 237H241V236H239ZM239 237L237 238L238 241H239V239L242 238V237L241 238H239ZM188 239H189V241H188ZM240 241H242V240H240ZM239 242H237V244ZM240 244L242 245L241 242H240ZM240 244H239V246L241 248ZM239 246H237V247L239 248ZM240 248L238 250H236V251H239L240 254L237 253V252H236V254H233L234 251L233 252H228V254L232 253L233 256L234 255L235 256H237V255L244 256L246 251L248 252V249L246 251L245 250L243 251L244 248H241L242 250ZM240 250L243 253L244 252L245 253L242 254ZM248 253H250V252H248ZM228 254H226L227 256L226 255L225 256L228 257ZM232 254H230V255L232 256ZM249 255L250 254L246 253V255L243 257L244 259L242 257L240 258L238 256L240 258L239 259L237 257L238 261H237V258L236 259H232L235 263H233L232 260L230 261V259H231L230 257H228V259L230 261V264L231 263L232 264H236L237 262H239L237 264H246V262L248 263V260L250 262V256ZM233 256H232V258H234ZM246 256H247V258H246ZM225 258H224L223 261H226L227 263L226 262L224 263L223 261H222V263L223 264H228L229 263L227 261L228 259L226 258L227 260H225ZM252 260H253V258H252ZM253 261L256 262V260H253ZM254 262H252V263H254Z\"/></svg>",
	"mask_w": 264,
	"mask_h": 264
}]
</instances>
